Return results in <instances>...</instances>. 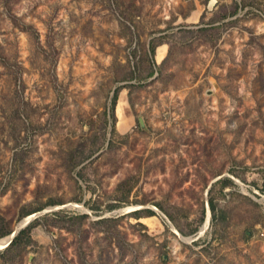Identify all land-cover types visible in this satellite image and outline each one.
Returning <instances> with one entry per match:
<instances>
[{"label":"rangeland","instance_id":"1","mask_svg":"<svg viewBox=\"0 0 264 264\" xmlns=\"http://www.w3.org/2000/svg\"><path fill=\"white\" fill-rule=\"evenodd\" d=\"M18 227L0 264H264V0H0Z\"/></svg>","mask_w":264,"mask_h":264},{"label":"bare ground","instance_id":"2","mask_svg":"<svg viewBox=\"0 0 264 264\" xmlns=\"http://www.w3.org/2000/svg\"><path fill=\"white\" fill-rule=\"evenodd\" d=\"M163 58H164V52H160L159 55H158L159 61H161ZM126 105H127V103L125 101L120 100V102H119V104L117 106V109H116V114H117V116L119 118V122L118 123H119V126H120L121 129H124L126 127V124H127V119H126V116H125V113H124V109H125ZM129 209H135V208L134 207H130ZM209 217H210V215H208V218ZM30 219L31 218H28V219L24 220L21 223V227H24L25 225H27L29 223ZM146 220H149V219H146ZM13 235L8 236V237H6L4 239H1L0 240V246L9 245L11 240H12V238H13Z\"/></svg>","mask_w":264,"mask_h":264},{"label":"water","instance_id":"3","mask_svg":"<svg viewBox=\"0 0 264 264\" xmlns=\"http://www.w3.org/2000/svg\"><path fill=\"white\" fill-rule=\"evenodd\" d=\"M238 182H239V181H238ZM239 183H240V182H239ZM240 184H241V183H240ZM25 226H26V225H25ZM25 226H24V227H25ZM24 227H22V228H24ZM22 228L20 227V228H18V229L15 230L14 235H13V238L19 233V231H20ZM13 238H12V239H13Z\"/></svg>","mask_w":264,"mask_h":264}]
</instances>
